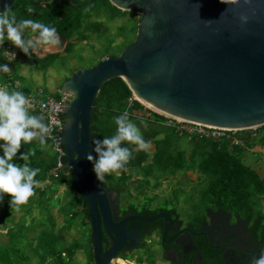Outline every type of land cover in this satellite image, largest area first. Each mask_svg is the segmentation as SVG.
Returning a JSON list of instances; mask_svg holds the SVG:
<instances>
[{
  "label": "water",
  "instance_id": "water-1",
  "mask_svg": "<svg viewBox=\"0 0 264 264\" xmlns=\"http://www.w3.org/2000/svg\"><path fill=\"white\" fill-rule=\"evenodd\" d=\"M108 1L140 16L134 41L119 55L103 56L60 85L68 97L62 106L59 136L65 160L62 168L68 169L85 202L94 264H110L122 246L137 248L139 241L135 227H126L127 220L113 221L118 194L96 180L86 159L93 140L90 115L105 82L121 78L133 99L170 118L235 131L264 126V0ZM14 2L0 0V11ZM241 15L247 17L246 22H241ZM67 44L61 37L60 48L45 51L58 54ZM206 214L214 228L223 225L231 232L228 237L235 236L238 228L246 229L240 218L229 225L230 214L223 211L207 210ZM158 218L170 221L167 213L143 220ZM206 227L202 223L197 233L187 232L186 237L202 234ZM103 233L111 242L104 251Z\"/></svg>",
  "mask_w": 264,
  "mask_h": 264
},
{
  "label": "trees",
  "instance_id": "trees-1",
  "mask_svg": "<svg viewBox=\"0 0 264 264\" xmlns=\"http://www.w3.org/2000/svg\"><path fill=\"white\" fill-rule=\"evenodd\" d=\"M11 8L17 19L35 18L56 27L61 37L68 41L66 49L73 45L69 43V40L76 34L82 35L83 39H86V35L93 32L94 23L102 25L97 21L98 19L105 17L106 21H112L125 17L129 13L117 9L108 0H15ZM129 23H131L132 33L135 37L138 20H130ZM124 28L125 26L119 30ZM76 39L78 40V38ZM7 43L10 42L5 40L0 44V63L7 64L10 72L0 73V87L6 86L9 91H22L29 97L33 93L32 90L29 86L21 84L22 78L15 71V62L18 57L25 54L12 44L16 52V59L7 62L3 56V49ZM130 43L124 42L123 46ZM59 54H53V56ZM34 60L38 61L39 58H34ZM48 65L45 64L40 69L43 70L49 67ZM60 92L59 86L54 97L56 100H59ZM141 103L132 98L130 89L121 78L111 79L101 86L94 101L93 112L90 115L93 138L102 139L106 135L114 134L116 125L113 117L127 112L129 118L141 128L146 145L153 146V151H148L124 142L133 149V156L124 169L118 170V174H106L105 180L101 182L102 186L122 196L128 188L130 179L136 176L138 171L144 169L145 189L150 187L151 183L152 188L157 189L161 180L166 178L164 175L173 177L175 173H182L187 177V180L191 176H196L199 178L197 184L201 187L202 197L206 200L203 211L199 214L202 215L207 210L230 213L233 218L243 219L247 225H250L256 237L264 239V214L256 213L257 209L263 207L264 180L242 160V155L247 151L257 146H264V126L256 129L254 136L245 130L236 131L234 137L240 143L231 144L229 139H210L179 132L175 127L166 125L168 116ZM29 111L32 114H40L36 109L29 108ZM62 120L64 122L63 115ZM143 124H146L147 127L145 128ZM28 150L33 153L30 156V166L40 169L35 177L39 184L34 186V194L29 200L36 197L39 202V213L44 212V221L39 223V227H44L47 221L51 225L49 230L41 231L36 239H32L36 243L33 248L34 253L39 255L40 262L42 261L43 264H70L69 261L75 252L84 249L83 251L88 252L93 264L91 227L86 205L71 175L68 174V169L62 168L53 172L57 165L58 154L53 150L52 142L48 139L44 145H40L36 140L29 144H22L17 152V157L14 158L17 164L24 163L18 157ZM60 162L62 164L65 162L64 156L60 158ZM90 166L92 168L91 163ZM154 170L159 174L153 175ZM93 175L95 176L94 172ZM151 179L154 182H151ZM137 181L139 180H135V182ZM60 187H64L65 190L56 195ZM62 196L64 201H61ZM10 198L5 194L3 203H0V227L14 223L12 215L16 208H10L8 203ZM27 202L19 206V210L24 209L25 213L15 224L24 223V216L31 214L32 210L28 209L31 206L25 208ZM54 208H57L58 215L64 218L65 223L63 226H59L57 231V235L59 234L61 239L54 234L52 239L48 240L49 234H52L56 225L55 216L51 214V210ZM159 210L161 209L156 208L147 211V214L156 213ZM74 223H77L81 228L80 239L69 244L64 250L58 248L57 251H52L56 241L62 240L64 232L73 227ZM6 228L11 243L13 241L20 243L25 239L22 229L16 233L14 230L16 227ZM15 252L13 258L15 257L16 260L21 262L28 260V254L22 253L21 249Z\"/></svg>",
  "mask_w": 264,
  "mask_h": 264
},
{
  "label": "rangeland",
  "instance_id": "rangeland-1",
  "mask_svg": "<svg viewBox=\"0 0 264 264\" xmlns=\"http://www.w3.org/2000/svg\"><path fill=\"white\" fill-rule=\"evenodd\" d=\"M139 15L129 11V13L122 18H116L112 21H106L105 17L98 19L101 22L93 24L92 33L86 35V39H83L82 35H75L74 38L69 40L72 46H69L64 52L59 55H48L45 49H39L35 54L28 56L24 55L18 57L15 62V71L21 77L22 85L29 86L32 90V95H36L39 99H43L45 96H53L57 94L58 87L67 77H71L72 72L83 69L84 67H91L95 65L103 56L106 55H119L125 48L124 42H133L135 37L132 33L131 20H139ZM94 20V19H93ZM125 26L123 30L119 28ZM107 30H106V29ZM78 38V40L76 39ZM16 47V46H15ZM47 55V56H46ZM34 58H39L35 61ZM49 64L47 68L40 69L43 65ZM13 69V68H12ZM19 83V82H18ZM37 91H41V94H37ZM132 98H134L132 96ZM143 149L153 151L152 145H146ZM253 156H249L251 163L256 162V157L260 156L257 150H254ZM136 176H133L128 183V188L121 196V205L123 207L133 206L138 211L142 209L155 210L156 208L167 209L174 211L179 221L184 225L192 221V219L199 215L203 211L205 206V199L202 197L201 187L197 184L199 178L191 176L187 180V177L182 173H175V176L170 177L164 175L166 178L161 180L160 186L157 189L150 187L145 189V169L138 171ZM159 172L154 170L153 175H158ZM135 180H139L135 182ZM154 182L153 179L150 180ZM64 187H60L56 192V195L61 194L64 191ZM129 191V193H128ZM55 195V196H56ZM61 201H64L62 196ZM44 204V202H43ZM263 207L257 209L256 213L264 214V202ZM31 206V208H28ZM25 208L31 209L32 212L29 216H24L25 222L15 224L20 217L25 213V210L17 211L15 209L12 219L14 223H9L6 227H16L14 230L18 233V230L22 229V234L25 236L20 243L13 241L11 243L10 237L7 236V228L0 227V264H43L40 262L39 255L35 254L33 248L36 243L33 238H37L41 231H47L51 228L50 223L44 227H39V223L44 221L43 213H39V202L36 197H32L26 204ZM51 214L55 216V227L52 234H49L48 240H51L53 235H57L59 226H63L64 218L58 215L57 208L51 210ZM35 219H31V218ZM1 223V221H0ZM236 220H232L231 225H235ZM69 230L65 231L62 240L56 241L55 247L52 251L57 249L64 250L69 244L77 241L81 237V228L77 223L73 224ZM41 228V229H39ZM58 238L59 234L57 235ZM154 243V241H153ZM157 244V243H156ZM22 250V253L28 254V260L21 262L13 258L16 250ZM148 248L142 249L137 252L138 255H145L147 258L143 261H149L148 264H154L156 253L145 251ZM77 250L73 255V258L69 261L70 264H92L88 252ZM92 256V253H91ZM130 258V256L128 257ZM141 258V257H139ZM141 259L137 261L140 263ZM94 264V262H93Z\"/></svg>",
  "mask_w": 264,
  "mask_h": 264
},
{
  "label": "clouds",
  "instance_id": "clouds-1",
  "mask_svg": "<svg viewBox=\"0 0 264 264\" xmlns=\"http://www.w3.org/2000/svg\"><path fill=\"white\" fill-rule=\"evenodd\" d=\"M240 20L242 23L246 22L247 17L241 15ZM5 40L28 56L41 48H60L61 35L56 27L38 19H17L12 8L5 5L3 11H0V44ZM3 53L11 61L15 59V52ZM9 72L8 65L0 63V73ZM70 94L75 99V93ZM29 105L30 100L24 92L9 91L6 86L0 87V203H3L7 194L11 197L8 201L10 208L15 207L17 211L20 205L33 196L34 186L39 184L35 177L40 169L30 166V156L33 155L30 150L19 155L18 159L23 164H17L14 158L22 144L36 140L44 145L49 134L45 116L30 113ZM113 120L116 125L115 133L102 139L94 137L90 151L86 154L98 182L104 181L106 174H118V170L124 169L132 158L133 149L124 142L138 148H143L146 144L141 128L129 118L127 112L114 116ZM143 126L147 127L146 124ZM249 264H264V249L251 257Z\"/></svg>",
  "mask_w": 264,
  "mask_h": 264
},
{
  "label": "flooded vegetation",
  "instance_id": "flooded-vegetation-1",
  "mask_svg": "<svg viewBox=\"0 0 264 264\" xmlns=\"http://www.w3.org/2000/svg\"><path fill=\"white\" fill-rule=\"evenodd\" d=\"M147 211L151 210L144 208L138 211L133 206L123 207L121 196L118 194L117 211L115 216L113 212L112 219L116 222L127 220L126 227H135L139 241L137 248H131L130 245L122 246L119 253L111 259L110 264H148L149 261H143L147 258L145 255L136 254L144 248H148L145 251L156 253L154 264H249L251 257L258 255L260 250L264 249V239L256 237L252 227L243 219L241 220L244 221L246 229L238 228L235 236L228 237L231 232L222 225L223 221L214 216V219L221 221L222 225L214 228L215 226L210 225L206 212L183 225L174 211L163 208L152 214H147ZM162 213L169 214L170 221L165 222L162 218L153 221L143 220ZM232 220L235 221V218L230 214L229 225ZM202 223L208 226L202 234H190L189 238L186 237L187 232L197 233ZM166 226L168 227L165 238L162 239ZM110 244V239L103 233V251L108 249Z\"/></svg>",
  "mask_w": 264,
  "mask_h": 264
},
{
  "label": "built area",
  "instance_id": "built-area-1",
  "mask_svg": "<svg viewBox=\"0 0 264 264\" xmlns=\"http://www.w3.org/2000/svg\"><path fill=\"white\" fill-rule=\"evenodd\" d=\"M4 51L9 53L15 52L13 45L10 43L5 44L3 52ZM3 56L7 62H12L11 58L4 53ZM37 94H41V91H37ZM59 94V100H56L53 96H45L43 99H39L36 95H30L28 97L30 100L29 108L36 109L40 114H43L45 116L46 123L49 125V134L47 139L52 142V148L58 154L57 165L53 172L62 169L63 164L60 162V158L64 156L59 136L63 127L62 106L67 101L68 97L62 92ZM167 118L168 120L166 125L175 127V129L179 132H185L189 135L195 134L197 136L210 139H229L231 144L240 143L239 140L234 137V133L236 132L235 130L203 126L170 117ZM255 130L256 129H248L245 131H248L250 135L254 136Z\"/></svg>",
  "mask_w": 264,
  "mask_h": 264
},
{
  "label": "crops",
  "instance_id": "crops-1",
  "mask_svg": "<svg viewBox=\"0 0 264 264\" xmlns=\"http://www.w3.org/2000/svg\"><path fill=\"white\" fill-rule=\"evenodd\" d=\"M254 150H257L260 156L256 157L255 159L256 162L251 163L249 161L248 155L250 154V156H253L255 153H251V152H254ZM242 160L245 163V165L249 166L254 171H256L258 175L264 180V146L262 147L257 146L254 147L252 150L247 151L244 155H242Z\"/></svg>",
  "mask_w": 264,
  "mask_h": 264
},
{
  "label": "bare ground",
  "instance_id": "bare-ground-1",
  "mask_svg": "<svg viewBox=\"0 0 264 264\" xmlns=\"http://www.w3.org/2000/svg\"><path fill=\"white\" fill-rule=\"evenodd\" d=\"M136 97V96H135ZM138 99V98H137ZM140 102H142V103H144L141 99H138ZM145 105H147V106H149V107H151L152 109H155L154 107H152L151 105H149V104H147V103H144ZM155 110H157V109H155ZM157 111H159V110H157ZM159 112H161V113H163L164 115H166V116H168V114H166V113H164V112H162V111H159Z\"/></svg>",
  "mask_w": 264,
  "mask_h": 264
}]
</instances>
